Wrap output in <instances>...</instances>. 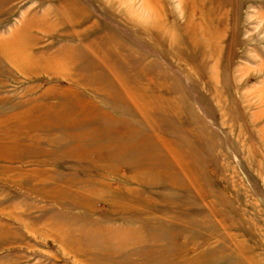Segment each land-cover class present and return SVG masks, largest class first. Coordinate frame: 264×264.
Instances as JSON below:
<instances>
[{
  "label": "rangeland",
  "instance_id": "374dc122",
  "mask_svg": "<svg viewBox=\"0 0 264 264\" xmlns=\"http://www.w3.org/2000/svg\"><path fill=\"white\" fill-rule=\"evenodd\" d=\"M0 264H264V0H0Z\"/></svg>",
  "mask_w": 264,
  "mask_h": 264
}]
</instances>
